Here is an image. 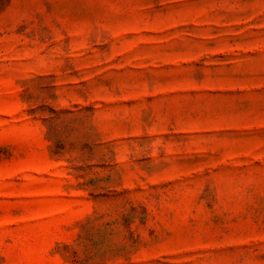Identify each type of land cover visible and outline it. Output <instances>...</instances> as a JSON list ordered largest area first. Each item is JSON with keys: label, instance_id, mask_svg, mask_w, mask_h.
Segmentation results:
<instances>
[{"label": "rangeland", "instance_id": "rangeland-1", "mask_svg": "<svg viewBox=\"0 0 264 264\" xmlns=\"http://www.w3.org/2000/svg\"><path fill=\"white\" fill-rule=\"evenodd\" d=\"M0 264H264V0H0Z\"/></svg>", "mask_w": 264, "mask_h": 264}]
</instances>
